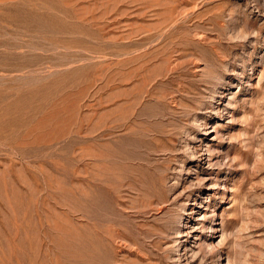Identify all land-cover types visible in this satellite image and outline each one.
I'll use <instances>...</instances> for the list:
<instances>
[{"label": "rangeland", "instance_id": "1", "mask_svg": "<svg viewBox=\"0 0 264 264\" xmlns=\"http://www.w3.org/2000/svg\"><path fill=\"white\" fill-rule=\"evenodd\" d=\"M0 264H264V0H0Z\"/></svg>", "mask_w": 264, "mask_h": 264}, {"label": "bare ground", "instance_id": "2", "mask_svg": "<svg viewBox=\"0 0 264 264\" xmlns=\"http://www.w3.org/2000/svg\"><path fill=\"white\" fill-rule=\"evenodd\" d=\"M118 80V79H117ZM160 81V80H159ZM128 124V123H127Z\"/></svg>", "mask_w": 264, "mask_h": 264}]
</instances>
